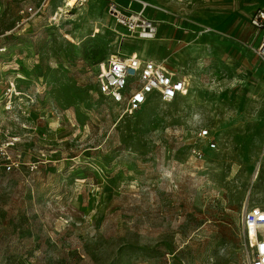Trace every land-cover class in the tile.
Instances as JSON below:
<instances>
[{
  "label": "rangeland",
  "instance_id": "rangeland-1",
  "mask_svg": "<svg viewBox=\"0 0 264 264\" xmlns=\"http://www.w3.org/2000/svg\"><path fill=\"white\" fill-rule=\"evenodd\" d=\"M144 1L152 39L118 24L108 0H49L33 16L20 11L42 0H0V113L20 139L19 164L0 169V264H247L241 212L264 208L251 15L212 0L228 20L201 38L185 15L196 0ZM128 54L175 70L185 94L131 114L111 104L96 77Z\"/></svg>",
  "mask_w": 264,
  "mask_h": 264
},
{
  "label": "built area",
  "instance_id": "built-area-1",
  "mask_svg": "<svg viewBox=\"0 0 264 264\" xmlns=\"http://www.w3.org/2000/svg\"><path fill=\"white\" fill-rule=\"evenodd\" d=\"M49 0H42L36 8L29 6L20 11V14L33 16L38 14L43 5ZM88 0H74L73 6H81ZM108 13L118 24L138 33L141 39L153 38L155 27L152 20L145 17V12L155 8L144 0H127L136 4L137 10L124 11L116 0H108ZM63 6H68V0H59ZM145 11V12H144ZM250 25L254 33L264 29V9L256 10L250 17ZM208 27L202 28L200 33H209ZM150 36V37H149ZM255 54L264 64V35L254 48ZM104 71L97 75L99 93L111 104L131 114L140 109L150 98L155 97L162 102H170L182 96L186 91V81L183 76L169 68L165 63L138 55H115L104 59ZM11 96V95H10ZM11 99L0 101V110L11 109ZM16 126L11 120L0 113V169L9 172L17 167L19 161L12 154V148L19 138L12 135ZM200 137L207 135V130L199 132ZM212 147L214 144L211 145ZM241 230L245 247L250 251L247 255V264H264V208L258 205L245 206L241 212Z\"/></svg>",
  "mask_w": 264,
  "mask_h": 264
},
{
  "label": "crops",
  "instance_id": "crops-1",
  "mask_svg": "<svg viewBox=\"0 0 264 264\" xmlns=\"http://www.w3.org/2000/svg\"><path fill=\"white\" fill-rule=\"evenodd\" d=\"M233 1H234V6H236L237 4V6L245 7V12L251 16L252 13H254L256 10L264 9V0H233ZM215 4L216 3H213L212 0H208V1L196 0L195 8L192 10H187L185 12V15H188L190 17L189 19H192V21H195L201 26L199 29L195 30L198 32V36L201 38L216 35L219 32L221 33L220 30H222V28H216V26L228 20L227 16H225L222 12L218 11L219 8H217ZM249 24H250V18H249ZM204 27L210 28L212 32L200 33V31ZM250 27H251L252 38L253 39L255 37L258 38L254 45V47H256L261 40V36L264 35V29H261L257 31V33H254L253 27L251 25Z\"/></svg>",
  "mask_w": 264,
  "mask_h": 264
},
{
  "label": "bare ground",
  "instance_id": "bare-ground-1",
  "mask_svg": "<svg viewBox=\"0 0 264 264\" xmlns=\"http://www.w3.org/2000/svg\"><path fill=\"white\" fill-rule=\"evenodd\" d=\"M68 4L69 5H71V4H74V0H68ZM73 6H70L69 8H72ZM150 37V36H149ZM150 39H152V38H150ZM103 71H104V68H103V70L98 74V75H101L102 73H103Z\"/></svg>",
  "mask_w": 264,
  "mask_h": 264
}]
</instances>
